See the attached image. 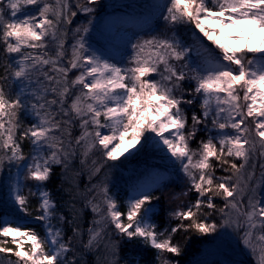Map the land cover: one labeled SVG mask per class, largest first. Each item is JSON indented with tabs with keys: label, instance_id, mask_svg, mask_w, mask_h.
Segmentation results:
<instances>
[{
	"label": "snow or ice",
	"instance_id": "obj_1",
	"mask_svg": "<svg viewBox=\"0 0 264 264\" xmlns=\"http://www.w3.org/2000/svg\"><path fill=\"white\" fill-rule=\"evenodd\" d=\"M99 5L0 0V253L16 258L0 257V264H86L74 241L84 253L103 252L95 264H119L121 242L154 250L155 264H179L172 257L183 254L173 242L180 231L198 239L215 235L222 243L232 234L264 264V0L146 3L137 17L141 31L120 38L132 50L127 63L109 54L112 40L105 35L127 21L96 20ZM78 15L85 19L70 29ZM94 21L100 48L89 43ZM76 121L80 134L73 137ZM200 132L204 138L194 148ZM78 154L90 179L108 169L87 189L94 194L84 202L92 213L86 230L84 209L74 203L85 193L63 187L72 183ZM145 155L160 163L140 174L130 170L122 210L110 173L121 157L123 164ZM57 167L58 190L69 197L59 204L48 187ZM177 167L184 178L177 180L189 185L180 195L196 197L169 211L178 223L161 230L157 193ZM65 224L72 231L67 238Z\"/></svg>",
	"mask_w": 264,
	"mask_h": 264
},
{
	"label": "trees",
	"instance_id": "obj_2",
	"mask_svg": "<svg viewBox=\"0 0 264 264\" xmlns=\"http://www.w3.org/2000/svg\"><path fill=\"white\" fill-rule=\"evenodd\" d=\"M74 8V5H73ZM104 11V7L98 6V12L99 14H101ZM99 16V15H98ZM85 18L83 16L78 15L75 19L74 22L69 25V28H74L76 27L77 24H79L81 21H83ZM157 25L159 27H162L163 24H161L160 22L157 23ZM198 35V34H197ZM72 40V36L71 33H69L68 36V43L70 44ZM2 47V46H0ZM211 47V45H210ZM2 60H0V75L4 74V69L2 66ZM70 77L75 75V71H73L72 73L69 74ZM191 108H188V117H189V125H191ZM196 111L199 112V107L197 104L196 107ZM28 122V121H27ZM79 122L76 121L74 127L72 128V136H78L80 134V128L78 126ZM201 138H204V133L200 132L197 134V138L195 141L192 142V146L195 148L197 147V141ZM24 151L27 152L29 149V144L27 142L24 143ZM96 157H98V154H96ZM93 157H90L88 160V164H91V159ZM79 154L77 155V158L73 161V167L72 170L69 172V180L72 182L71 185L65 181L63 187L67 188V187H72L73 192L76 191V189L78 188L80 192L85 193L84 196H79L76 198V200L74 201V203L76 204V206L78 208H83V216H82V221H83V228L86 230L89 224V221L92 219V213L90 212V210L84 208V202L87 199V197H90L94 194L93 192H87V189L91 187L92 184L98 183L101 179V177L103 176L104 172H107L108 169L105 168L102 170V172L94 177H91V179L89 178V171L86 167H83L80 165L79 163ZM146 159H142L141 164H144L146 166V168H148L149 166L152 165H156V163H148L145 161ZM121 161H123L122 159L116 161L115 163L120 164L121 166L119 168L113 169L110 173V185L113 184L114 189H119L123 194L127 193L129 189V183H130V175H129V167H127L128 164L133 163L131 162H124L123 164H121ZM108 163H112V162H108ZM237 163L239 164V161H237ZM79 173V175H75V173ZM216 174L219 175H225V173L223 171H221L219 168H217V172ZM61 185V178H60V169L59 167H57L55 169V174L53 175L51 181L48 184L49 189H51V191L53 192L54 196L57 199V203H61L64 200H68V195L66 193H63L62 190H58V186ZM168 187H166L167 189ZM169 188L171 190H173V187L169 185ZM159 194V193H157ZM160 195V194H159ZM196 197V193L195 192H189L187 198H186V204L184 206L187 205V203L191 200L194 201ZM162 200L160 199V201L156 202L159 205L160 208V213L158 215V217H156V223L159 225L160 229L162 230L165 227H171V226H175L178 221L176 220H171L168 216V212L167 209H163V206H160ZM33 204L36 203L35 200L32 201ZM183 203V202H182ZM215 203L218 204L219 206L223 207V200L216 198ZM184 204V203H183ZM122 205V210L123 209V204ZM183 207V206H181ZM60 211H62L64 213L65 216H69L70 217V213L68 212L67 208H61ZM214 219L219 220V216L216 215L214 217ZM185 223H187V221H185ZM65 238L72 236V231L71 228L65 224ZM36 230L39 231L42 234L41 228L39 227V225H36ZM192 236V239L190 241H187V243L185 242V237L186 236ZM215 236V235H214ZM214 236H206L203 238H197L194 234L191 233H185L183 231L178 232L174 237H173V242L174 243H178L182 248H183V254L179 257H172V259L174 260H178L179 264H193L194 260H196L197 257L200 256L201 252H202V248L208 244L213 238ZM114 239H117V237H113ZM3 239V238H0ZM83 240L86 241L87 239V232L85 231L84 236L82 238ZM77 251L80 253H83L84 255V259L86 260V264H95V260H96V255L97 253L93 254V253H84L83 247L81 244H76V242H73ZM8 247H13V245H11L10 243L7 245ZM98 252V251H97ZM8 255V254H7ZM71 255V253L69 254ZM154 250L150 249V248H144L142 247L138 242H121L120 246H119V264H124L125 261H129V264H131V260L133 257L135 258H139L141 264H155V260H154ZM171 255V254H168ZM10 256V255H8ZM10 258L15 260L14 256H10ZM208 264H212V263H208Z\"/></svg>",
	"mask_w": 264,
	"mask_h": 264
},
{
	"label": "rangeland",
	"instance_id": "obj_3",
	"mask_svg": "<svg viewBox=\"0 0 264 264\" xmlns=\"http://www.w3.org/2000/svg\"><path fill=\"white\" fill-rule=\"evenodd\" d=\"M150 2H154V0H100L99 6L102 5L104 7V11L99 14V16H97L96 20L102 22L104 18L112 17L113 19H123L127 21L123 24L116 23L114 25H111L108 29L105 30V35L112 40L109 54L112 57L116 58V62L127 63V57L131 55L132 50L130 45L127 48H122L120 38L126 33L131 34L133 32L141 31L140 27L137 24V17L140 14L141 6ZM159 22L163 24L162 19ZM95 24L96 21H94L93 30H91L89 33V43L93 44L94 47L100 48L101 45L104 44V41L100 40L99 42H97L98 38L95 32ZM144 31H147V29H145ZM227 31L234 32L235 30L229 29ZM197 34L200 35L198 32ZM201 39L204 38L201 37ZM204 43L210 46L207 40H204ZM101 50L104 51V49ZM30 122L31 121H28V123ZM146 135L151 134L148 133ZM143 158L146 159V162L148 160V163H156V165L160 163L158 157H149L148 155L141 156L132 160L133 163L127 165V167H129V172L131 170L136 174L143 173L146 169V166L144 164L139 163ZM121 159L123 160L124 158L121 157ZM259 164L260 160L259 158H257V176L260 173ZM159 170L164 171L165 169L163 167H160ZM178 176L181 179H184L183 173L179 172L177 167V169L170 174V179L165 182L168 185V188L165 189V192L163 194L159 193L161 195L162 200L160 206H163L164 210H175L177 207H181L186 204L187 197H184L180 194L183 191H186L189 185L187 183H181L179 180H177ZM169 185L173 187V190L169 188ZM110 187H112V190L117 193L118 197L120 198L121 204H123V200L129 195V189H127V193L123 194L119 189H114L113 184H111ZM244 202L247 203V197H245ZM41 231L43 234L42 228ZM227 231L230 233V230ZM95 255L102 256L103 252L101 250H98L97 254ZM0 257H3L4 259H12L10 258V256L4 253H0ZM224 262H228V264H256V260H254L250 253L244 249L242 244L237 243V239L232 234H230V238L227 240V242L224 243L220 242L217 237L214 236V238L202 248L200 256L197 257L196 260H194L193 264H224Z\"/></svg>",
	"mask_w": 264,
	"mask_h": 264
}]
</instances>
